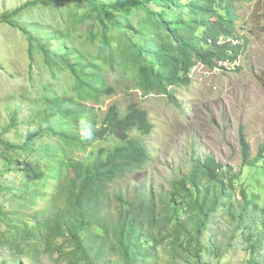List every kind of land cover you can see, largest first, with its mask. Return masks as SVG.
Instances as JSON below:
<instances>
[{
    "label": "rangeland",
    "instance_id": "1",
    "mask_svg": "<svg viewBox=\"0 0 264 264\" xmlns=\"http://www.w3.org/2000/svg\"><path fill=\"white\" fill-rule=\"evenodd\" d=\"M28 1L34 0H0V15ZM90 14V7L76 1L38 0L9 22L0 23V137L21 144L36 130L31 135L35 143L46 147L56 142L52 131L63 134L74 129L72 119L65 115H57L48 123L43 119L50 115L57 98L76 101L72 74L50 67L39 46L46 43L59 54L61 45L50 40L57 33L65 37L73 61L97 64L116 89L114 95L94 107L95 112L93 105L88 106L85 124L95 123L99 129L112 105H118L123 113L135 105L149 114L151 132L144 142L154 160L144 172L121 182L119 190L129 196L148 190L162 196L170 189L171 181L188 172L189 153L194 147L199 157L213 158L236 173L242 172L239 189L253 190L264 206V161L252 170L243 168L238 145L242 127L253 157L264 146V0L240 1L237 6L235 29L244 49L237 63H226L225 69L214 71L199 64L191 74L190 88L175 89V102L166 96L143 97L141 92L116 85L111 67L97 56L100 41H89L92 30L100 31V27L95 30L96 22ZM142 15L129 14L130 23H136ZM130 23L124 19V24ZM110 34L118 35L114 31ZM28 35L34 40L30 41ZM112 48L116 63L123 65V48L115 41ZM121 73L120 66L117 76ZM72 103L69 107L73 108ZM115 144L106 139L94 147L110 150ZM54 157L52 149L50 156L44 157L0 148V264H246L248 251L243 234L221 213L215 215L204 233L199 222L178 215L158 239L157 247L139 239L136 233L129 244V255L112 238L90 246L98 253L95 257L89 253L85 259L73 244L71 228L58 238L42 240L39 230L27 221L52 196L56 181L49 170ZM7 161L13 165L6 167ZM78 169L73 162L68 174L72 176ZM30 194L33 198L28 197ZM115 207L112 203L110 211Z\"/></svg>",
    "mask_w": 264,
    "mask_h": 264
},
{
    "label": "trees",
    "instance_id": "2",
    "mask_svg": "<svg viewBox=\"0 0 264 264\" xmlns=\"http://www.w3.org/2000/svg\"><path fill=\"white\" fill-rule=\"evenodd\" d=\"M67 1L91 8V18L96 22L94 28L100 27V31L92 30L89 41L94 44L100 41L98 58H103V64L111 67L116 85L123 84L141 92L143 97L166 96L175 102V89L190 88L191 74L199 64L210 71L225 69L223 65L236 64L244 50L242 38L236 35L235 29L239 18L237 6L240 1L250 0ZM37 2L28 1L0 15V23L9 22ZM134 12L143 15L131 24L128 15ZM125 18L130 24H124ZM111 31L118 35L112 36ZM28 38L34 40L31 35ZM50 40L61 45L59 54L46 43L39 46L50 67L66 69L72 74L76 101L57 98L50 115L43 118L44 123L57 115H65L72 119L74 129L63 134L52 131L56 142L46 147L35 143L31 135L36 130L24 137L21 144H12L0 137V148L7 151L19 150L44 157L50 156L51 149L55 153L49 170L56 181L52 196L27 221L39 230L41 239L58 238L62 231L71 228L73 244L85 259L89 253L94 257L98 253L96 249L91 251L90 246L100 241L107 243L112 238L129 255V244L136 233L139 239L144 238L157 247L158 239L178 215L184 214L189 222H199L204 233L213 224L215 215L221 213L243 234L248 251L246 264H264V206L259 202L260 196L253 190L239 189L242 172L236 173L213 158L199 157L194 147L189 153L188 172L171 181L170 189L162 196L152 190L134 196L119 190L121 182L144 172L154 160L144 142L151 130L149 114L135 105L129 106L127 113L112 105L99 129L95 123L85 124L88 106L93 105L95 112L94 107L105 97L114 95L116 89L97 64L72 60L65 37L55 33ZM113 41L123 48L126 58L123 65L115 61ZM235 41L238 44L234 45ZM120 66L122 73L118 77ZM70 103L73 108L69 107ZM106 139L116 142L110 150L94 147ZM238 145L243 168L252 170L262 164L264 146L253 157L242 127ZM73 162L79 169L70 176L68 171ZM11 165L7 161L6 167ZM112 203H116L113 212L110 211ZM201 249L198 246V251Z\"/></svg>",
    "mask_w": 264,
    "mask_h": 264
},
{
    "label": "clouds",
    "instance_id": "3",
    "mask_svg": "<svg viewBox=\"0 0 264 264\" xmlns=\"http://www.w3.org/2000/svg\"><path fill=\"white\" fill-rule=\"evenodd\" d=\"M236 42V41H235ZM235 42H234V45H236L235 44ZM218 44H221V42H218ZM150 123V122H149ZM34 130V129H33ZM150 132H151V130H150ZM150 132H149V134H150ZM88 138L90 139L91 138V135L90 134H88ZM147 146V145H146ZM148 149V148H147ZM149 151V150H148Z\"/></svg>",
    "mask_w": 264,
    "mask_h": 264
}]
</instances>
